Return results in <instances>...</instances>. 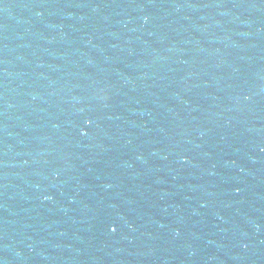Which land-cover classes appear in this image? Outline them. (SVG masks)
Wrapping results in <instances>:
<instances>
[{
    "label": "water",
    "instance_id": "obj_1",
    "mask_svg": "<svg viewBox=\"0 0 264 264\" xmlns=\"http://www.w3.org/2000/svg\"><path fill=\"white\" fill-rule=\"evenodd\" d=\"M264 151V0H0V264H162Z\"/></svg>",
    "mask_w": 264,
    "mask_h": 264
}]
</instances>
